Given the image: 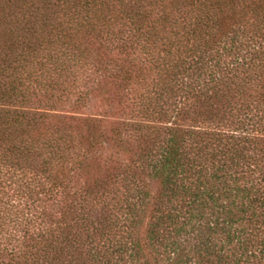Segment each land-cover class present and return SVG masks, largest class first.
I'll list each match as a JSON object with an SVG mask.
<instances>
[{
  "label": "trees",
  "instance_id": "trees-1",
  "mask_svg": "<svg viewBox=\"0 0 264 264\" xmlns=\"http://www.w3.org/2000/svg\"><path fill=\"white\" fill-rule=\"evenodd\" d=\"M0 264H264V0H0Z\"/></svg>",
  "mask_w": 264,
  "mask_h": 264
},
{
  "label": "rangeland",
  "instance_id": "rangeland-1",
  "mask_svg": "<svg viewBox=\"0 0 264 264\" xmlns=\"http://www.w3.org/2000/svg\"><path fill=\"white\" fill-rule=\"evenodd\" d=\"M151 190L153 193H156L158 190V184L157 183H152L151 184Z\"/></svg>",
  "mask_w": 264,
  "mask_h": 264
}]
</instances>
